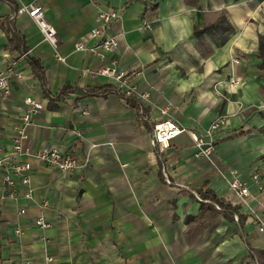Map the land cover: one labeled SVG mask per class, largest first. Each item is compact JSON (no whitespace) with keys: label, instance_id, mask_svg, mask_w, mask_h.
Listing matches in <instances>:
<instances>
[{"label":"crops","instance_id":"obj_1","mask_svg":"<svg viewBox=\"0 0 264 264\" xmlns=\"http://www.w3.org/2000/svg\"><path fill=\"white\" fill-rule=\"evenodd\" d=\"M30 1L0 0V71L13 65L22 74L10 80L11 95L0 94V156L12 150L24 100L33 96L43 109L26 143L57 144L87 163L66 172L22 156L31 197L20 176H13L17 196H10L0 167V264H264V232L255 220L258 214L264 221V189L251 184L241 201L226 171L237 168L248 181L258 171L264 180V58L258 55L264 2L38 0L57 30L61 61L36 21L19 12ZM108 8L121 14L107 29L118 45L78 49V42L96 44L91 30L99 10ZM222 10L233 27L225 41L196 36L195 26ZM26 54L40 61L43 78ZM100 66L124 72L143 111L121 96L114 75L85 71ZM106 84L113 89L90 92ZM165 105L195 134L226 116L216 165L195 155L188 132L164 150L153 147L152 128ZM216 198L235 210L220 208ZM40 216L52 225L40 227Z\"/></svg>","mask_w":264,"mask_h":264},{"label":"built area","instance_id":"obj_2","mask_svg":"<svg viewBox=\"0 0 264 264\" xmlns=\"http://www.w3.org/2000/svg\"><path fill=\"white\" fill-rule=\"evenodd\" d=\"M19 12L29 14L36 21L44 39L53 45L56 57L61 61H65L66 57L58 49L59 38L57 30L46 18L42 4L38 0H32L28 3L23 2L19 6ZM120 17L121 14L118 8L100 9L97 15L99 24L91 30V36L96 39V44L88 45L84 42H78L76 47L78 49H89L93 51H96L98 47H104L106 49L116 47L118 45L117 36L109 34L107 29ZM143 24L145 27L151 28L153 22L152 20H144ZM236 61L239 62L240 60L236 58ZM85 71L92 75H114L119 89L127 95H133V87L124 72L115 75V71L110 66H100L96 69L88 67L85 68ZM14 76L19 77L22 74L13 65L7 67L5 71H0V94L2 96L8 97L11 95L12 87L10 80ZM231 81L239 84L241 79L233 77ZM144 95L146 96L148 94ZM24 102V111L20 115L19 121L15 124L12 150L0 156V167L5 171L4 180L10 186L9 195L12 197L17 196L13 176L21 177L22 183L28 187L26 195L28 197L32 196V189L30 188L31 173L28 164L20 159L22 156L35 157L54 168L66 172H71L75 168L82 167L87 163V158H83L73 151L62 150L57 144L35 149L30 143H26V140L29 138V127L33 124L34 118L42 111L43 103L33 96H26ZM159 112L160 120L155 122L151 133V144L153 147L164 150L173 138L181 133L188 132L194 140L196 147L195 155L215 165L217 164L216 145L219 134L227 123L225 115H218L201 134H195L192 130L181 126L176 121L168 105L159 107ZM218 168L222 169V166L219 165ZM226 171L228 172L227 183L241 201L246 202L247 198L251 195V184L256 185L259 190L264 189V180L258 171L251 174L250 181L246 180L237 168L230 167ZM20 212L25 213L26 209L21 208ZM235 217L237 218L236 214ZM255 220L258 230L264 232V221L262 217L256 214ZM36 223L42 228H47L52 225L43 216L38 217ZM22 264H28V262L24 261Z\"/></svg>","mask_w":264,"mask_h":264},{"label":"trees","instance_id":"obj_3","mask_svg":"<svg viewBox=\"0 0 264 264\" xmlns=\"http://www.w3.org/2000/svg\"><path fill=\"white\" fill-rule=\"evenodd\" d=\"M185 1L189 4H194L197 2V0H185ZM236 1H239V0H236ZM225 13H226V10H222V12L217 17V19H215L209 23H205L201 27L195 26L196 36H201L203 33H210L213 36L217 35L220 37L219 38L220 41L217 40L218 43L224 42L226 39V35L233 30L232 25L230 24L229 20L225 16ZM262 49L264 50V36L261 35L260 36V49H259L258 55H259V57L264 58V53L262 52ZM26 56H27V59L29 60V62L31 63L35 73L38 76H40L41 78H43L42 66L40 64V61L38 59L28 55V54H26ZM263 66H264V62H263ZM112 89H113L112 86L106 84V85H103V86L98 87V88H93L90 90V92L93 94L107 93V92L111 91ZM66 90H67V87L64 88L62 90V92L66 91ZM45 91H47L46 93L49 94L51 96V98H55V96H57V95L50 93L49 90H47V88ZM119 93L121 94V96H123V98L126 100V102L129 105L137 108V110L140 112L143 111V107H142L141 103L139 102V100L135 97V95H127L122 91H119ZM215 202L220 208H227L232 212L235 210L234 206H231L230 204L225 203L223 200L217 199ZM236 213L240 219V215L238 214V212H236Z\"/></svg>","mask_w":264,"mask_h":264},{"label":"rangeland","instance_id":"obj_4","mask_svg":"<svg viewBox=\"0 0 264 264\" xmlns=\"http://www.w3.org/2000/svg\"><path fill=\"white\" fill-rule=\"evenodd\" d=\"M237 215V214H236ZM237 218H238V215H237Z\"/></svg>","mask_w":264,"mask_h":264}]
</instances>
